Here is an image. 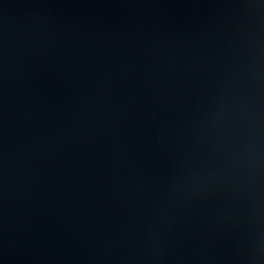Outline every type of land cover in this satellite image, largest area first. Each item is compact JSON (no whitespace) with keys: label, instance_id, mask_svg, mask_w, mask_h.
Wrapping results in <instances>:
<instances>
[{"label":"water","instance_id":"obj_1","mask_svg":"<svg viewBox=\"0 0 264 264\" xmlns=\"http://www.w3.org/2000/svg\"><path fill=\"white\" fill-rule=\"evenodd\" d=\"M0 264H264V0H0Z\"/></svg>","mask_w":264,"mask_h":264}]
</instances>
